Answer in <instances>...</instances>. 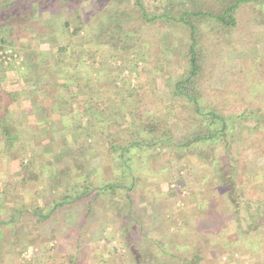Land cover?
<instances>
[{
    "label": "rangeland",
    "instance_id": "obj_1",
    "mask_svg": "<svg viewBox=\"0 0 264 264\" xmlns=\"http://www.w3.org/2000/svg\"><path fill=\"white\" fill-rule=\"evenodd\" d=\"M60 1V16H51L47 23L34 27L26 26V35L8 44L15 57L12 64L24 65L18 76L31 75L39 83L38 92L48 81L58 82L49 95H56L62 86L70 84L75 96L80 95L78 99L87 97L90 107L86 106L85 111L90 115L94 111L96 116L80 118L81 112L75 108L69 112L70 119L66 111L64 116L57 112L53 123H46V129H26L21 119L19 129H13L14 135L22 139L13 143L9 156L0 153V264H71L76 259L79 264H136L129 244L144 250L148 261L145 264H264L261 229L257 231L259 243L253 242L251 248L239 252L234 245L235 239L245 235L236 214L221 225L227 237L206 249L207 242L198 237L194 223V198H213L222 208L230 209L216 188L220 175L211 174L203 183L195 180L203 175V163L197 158H175L163 146L160 153L153 152L147 160L139 155L133 157L137 166L145 162L146 168L153 167V172L163 174L159 177L138 171L142 180L131 191L135 209L132 215L125 195L113 197L112 192L101 193L89 214L87 198L58 209L46 220L26 212V208L44 207L47 203L50 207L54 199L69 193L71 184L84 185L86 177L94 184L113 179L117 161L105 157L104 152L110 134L119 139L129 136L126 129L135 124L162 119L171 128L174 141L187 139L178 115L167 109L173 102L187 103L186 98L173 95V84L180 79L184 64L183 30L158 22H141L135 0ZM142 1L150 11L160 13L170 4L188 6L207 0ZM39 11L36 7L32 17L40 19ZM239 20L238 28L221 35L225 43L218 46L217 55L208 65L206 87L212 93L232 92L231 82L241 76L229 71L250 67L254 57L264 58V6L243 9ZM121 34L124 40H119ZM4 35L0 31V38ZM232 39H239L244 50L229 53L235 47V43H229ZM261 88L262 92L252 95L256 105L264 104V86L258 90ZM79 118L87 129L73 128ZM234 133L230 136L234 178L240 191L245 192L242 198L247 200L248 185L258 180L264 186V127L253 120H240ZM1 142L0 150L5 147ZM218 153L224 161L225 174L229 169L226 157L222 156L223 150ZM21 160L32 161L28 174L34 173L35 177L24 180ZM180 168L184 183L178 182ZM174 186L176 194L169 195ZM256 208L252 206L254 213ZM243 221H251L249 209H244ZM77 239L78 258L74 246ZM149 251L159 256L160 262L152 260Z\"/></svg>",
    "mask_w": 264,
    "mask_h": 264
},
{
    "label": "trees",
    "instance_id": "obj_2",
    "mask_svg": "<svg viewBox=\"0 0 264 264\" xmlns=\"http://www.w3.org/2000/svg\"><path fill=\"white\" fill-rule=\"evenodd\" d=\"M50 2L51 5H49ZM61 2L60 0H0V31L5 34L0 38L2 44L7 47L9 43L18 42L20 37L26 35V26L34 27L38 23H47L51 20V16H60L63 10ZM135 2L138 6L141 22H158L162 26L171 25L183 30L184 38L181 50L184 64L181 66L180 79L173 84V95L186 98L187 103L178 104L173 102L167 106V109L170 113L173 112L178 115L179 125L187 139L181 142L174 141L173 137L170 136L171 128L162 119L148 123L143 122L138 126L135 124L134 127L126 129L129 136L125 134L124 137L119 139H116L115 134H110L107 138L108 141H106L109 144L105 145L104 152L105 157L117 161L114 166L117 169L113 179L106 178L101 183L94 184L90 181L91 179L86 177L84 185L71 184L69 193H65L60 199H54V203L50 207L47 203L44 204V207L26 208L25 210L27 213L38 216L41 221L52 217L58 209L72 207L77 201L87 198L89 200L87 213L89 214L92 212L93 202L98 199L101 193L112 192L113 197L119 193L125 195L124 198L129 203L132 215L135 209L133 208L134 199L131 196V191L142 180V177L138 176V171H143L146 175L147 173L155 176L159 175V177L163 174L161 171L153 172V167H147V169V163L145 162L137 166L133 161V157L139 155L141 159L147 160V156L153 155V152L156 154L159 150L160 153V148L163 146L175 158H197L198 161L203 163V175L197 176L195 180H200L203 183V180L211 174L216 175L218 172L220 175H216L218 176L216 179L218 186L216 188L227 199L231 205L230 209L222 208L213 201V198L201 199L197 196L194 198L196 203L194 223L197 230H199L198 237L202 240L205 239V242H207L206 249L210 250L209 245L212 244V248L213 242L227 237L221 225L228 218L234 217L235 214L238 217L237 223L240 231L245 235L244 238L235 239L234 245L237 246L239 252L243 249H249L253 242L259 243L260 241L257 231L261 229L264 234V186L258 180L255 181V183L247 186L250 190L247 191L248 199L242 198V194L245 192L240 191L234 178L236 167L232 162L230 136L235 134L234 132L237 130L240 120L246 122L253 120L264 127V104L256 105L252 100V95L263 91L262 88L258 90V87L264 86V62L262 61L264 58L254 57L250 67L239 66L229 71L230 74L241 76L240 79L231 82L232 92L230 93H212L206 85L210 60L217 55L218 46L225 43L221 35L230 34L239 27V14L243 9L254 5L264 6V0H207L204 2L195 1V4L188 6L173 2L174 4H170L160 13L150 11L142 0H135ZM36 7L40 10V19L32 17ZM66 25L68 26L67 23ZM79 29L80 25L74 28V32L76 33ZM129 35L126 36L130 41L132 38ZM131 35H133L132 32ZM121 37L122 34L119 35V40H124L125 37ZM236 41L234 39L229 41L232 45L235 43L234 49L229 53L244 50L240 40L237 39ZM74 91L75 89L73 90L71 87L64 85L56 95H50L51 98H54V103L60 104L64 103L69 94L74 93ZM12 100L13 93L0 87V140L2 144H5L0 153L4 156H9L13 143L22 139L21 135H14L13 132V129H19L22 123L15 117L9 116ZM83 114L90 115L86 111ZM91 116L95 118V115ZM80 118L78 124L73 128L87 129L85 125L80 123ZM111 125L112 123L107 127L110 128ZM103 135L107 134L103 132ZM220 149L223 150L222 156L226 157L225 165L229 168L228 171H225V174L222 170L225 167L222 164L224 161L218 153ZM20 162L25 174L24 180L35 177L34 173L28 174L32 167V161L25 162L21 160ZM182 169L180 168L177 173L179 183H184L185 175L180 171ZM176 192L177 186H174L168 194L173 196ZM241 199L242 201H240ZM252 206L253 208L258 206L255 213L252 211ZM244 209H249V218L251 219L246 224L243 221ZM117 210L120 214V209ZM13 218L9 220L12 222L16 219ZM84 218H86V215H84ZM134 220L138 219L134 216ZM7 222L9 221L6 220ZM136 224L139 223L136 222ZM261 242L263 243L261 254L264 255L263 236ZM157 245L160 246L159 243ZM74 246L76 248L75 255H77L75 257L78 258V254L80 255L78 239ZM129 249L135 256L136 264L148 262L144 257L143 249L136 250L130 244ZM149 254L152 260L160 262L159 256L154 257V253L151 251H149ZM175 256L173 254L172 258H175ZM195 263L198 262L195 260ZM71 264H79V262L77 259L75 261L71 260Z\"/></svg>",
    "mask_w": 264,
    "mask_h": 264
},
{
    "label": "crops",
    "instance_id": "obj_3",
    "mask_svg": "<svg viewBox=\"0 0 264 264\" xmlns=\"http://www.w3.org/2000/svg\"><path fill=\"white\" fill-rule=\"evenodd\" d=\"M24 69L23 64L21 67L18 65L14 66L12 63L8 64V66H4V64L0 66V87L13 93L9 116L15 117L18 120H24L26 129H37L39 126L46 129L48 120L49 123H53L59 111L62 112L63 116V111H66L67 116L69 115L68 119H70L71 115L69 112L74 111L76 108V111L81 112V117H85L83 112H85L86 106L90 107L87 104V97L78 99L77 96L80 95L75 96L74 93H71L68 99L63 100L64 103H54V98H51L49 93L50 90L53 91L56 84L58 85V82L54 84L53 81H48L44 89L38 92L39 89L37 87L39 83L33 80L31 75L24 76L22 73L21 76H18L19 72H22ZM65 85L69 86L70 84L66 83ZM92 113L94 115V111ZM44 118L46 119L44 120Z\"/></svg>",
    "mask_w": 264,
    "mask_h": 264
},
{
    "label": "built area",
    "instance_id": "obj_4",
    "mask_svg": "<svg viewBox=\"0 0 264 264\" xmlns=\"http://www.w3.org/2000/svg\"><path fill=\"white\" fill-rule=\"evenodd\" d=\"M17 56V54H15ZM14 55L12 54V51L10 49H8L7 47H5L1 40H0V63L1 64H11L12 60L15 59V57H13Z\"/></svg>",
    "mask_w": 264,
    "mask_h": 264
}]
</instances>
